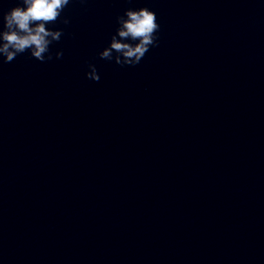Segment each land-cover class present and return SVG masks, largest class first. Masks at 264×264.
Returning <instances> with one entry per match:
<instances>
[{"label": "water", "instance_id": "1", "mask_svg": "<svg viewBox=\"0 0 264 264\" xmlns=\"http://www.w3.org/2000/svg\"><path fill=\"white\" fill-rule=\"evenodd\" d=\"M140 7L158 45L134 67L101 59ZM61 15L51 61L0 58V264H264V0Z\"/></svg>", "mask_w": 264, "mask_h": 264}, {"label": "clouds", "instance_id": "2", "mask_svg": "<svg viewBox=\"0 0 264 264\" xmlns=\"http://www.w3.org/2000/svg\"><path fill=\"white\" fill-rule=\"evenodd\" d=\"M70 0H20L7 11L0 12V58L11 63L18 55L28 52L31 57L46 62L53 59L50 46L64 35L62 29L49 28L58 20L67 25V16L62 17ZM160 25L156 14L147 7L126 8L116 16V28L110 35L107 46L98 52L101 59L113 61L121 67L138 65L150 48L158 45ZM63 52H55L62 59ZM86 78L99 81L95 65L89 63Z\"/></svg>", "mask_w": 264, "mask_h": 264}]
</instances>
